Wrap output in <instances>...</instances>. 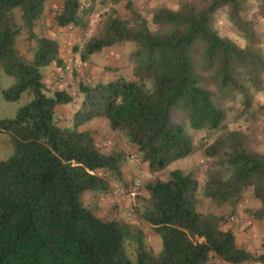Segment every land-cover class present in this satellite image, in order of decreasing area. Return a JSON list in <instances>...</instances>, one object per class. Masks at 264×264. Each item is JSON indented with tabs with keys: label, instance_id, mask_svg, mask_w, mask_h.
Masks as SVG:
<instances>
[{
	"label": "trees",
	"instance_id": "trees-1",
	"mask_svg": "<svg viewBox=\"0 0 264 264\" xmlns=\"http://www.w3.org/2000/svg\"><path fill=\"white\" fill-rule=\"evenodd\" d=\"M48 1L0 0V73L13 79L0 92L9 102L30 97L15 118L0 119V135L12 148L0 161V264H264V242L262 252L253 255L236 245L231 229L221 228L229 218L200 211L199 183L192 173L173 170L167 180L145 185L141 218L161 238L157 254L146 247L143 232L99 218L82 202L87 191H111L98 172L119 180L124 157L102 153L92 131L78 130L84 123L106 120L157 172L195 150L178 114L194 130L225 129L226 112L206 83L215 87L220 102L240 95L243 106L251 107L247 88L263 89L264 54L255 45L254 22L243 16L249 0H193L178 10L158 8L152 13L156 31L131 0H61L53 18L58 28L85 30L95 3L105 9L97 34L75 48L82 62L103 49L135 44L130 79L79 84L81 101L71 128L58 126L55 109L74 97L65 90L49 92L44 84V68L64 66L59 45L34 31ZM122 2L128 12L124 18L116 8ZM223 9L247 41L245 47L214 27V14ZM23 29L35 43L31 62L17 49ZM204 155L211 163L201 197L234 213L251 188L261 206L246 213L264 220V154L252 150L247 135L227 131L204 148ZM126 242L136 245L133 260Z\"/></svg>",
	"mask_w": 264,
	"mask_h": 264
},
{
	"label": "rangeland",
	"instance_id": "rangeland-1",
	"mask_svg": "<svg viewBox=\"0 0 264 264\" xmlns=\"http://www.w3.org/2000/svg\"><path fill=\"white\" fill-rule=\"evenodd\" d=\"M134 7L148 20L149 28L156 31L158 26L152 23V13L154 10L165 7L171 10H178L180 5L185 1L193 0H131ZM57 1L51 0V13L48 12L45 16H52L54 18L55 5ZM91 5V3H88ZM87 4V5H88ZM48 2L45 8H47ZM121 17H126L128 12L125 8V3L122 2L116 6ZM264 8V0H249L248 8L244 13V18L254 22V28L257 35L255 45L264 54V17L262 10ZM55 10V11H54ZM53 11V12H52ZM105 9L95 3L94 12L89 15V26L87 29H79L74 26H68L58 31L56 26L51 25L49 29H39L35 33L43 36H49L55 40L59 45L60 57L63 60V65H70L72 72L65 75L63 82L54 87L56 90H65L74 97L72 104V111H64L59 114L57 124L62 128L72 127L73 111L81 101L78 94V86L81 82L95 84L97 82H107L115 80L119 77L130 79L131 65L129 61V54L135 48L134 43H124L114 47L107 48L106 54H100L91 59V61L82 62L79 58L76 47L81 49L85 41L92 35L97 34L101 27L103 18L101 17ZM13 14L17 23L21 24V11L16 8ZM41 19L42 21L45 20ZM40 20V22H41ZM49 23L50 20H47ZM213 25L218 31L219 35L232 40L240 47H245L247 41L243 39L237 29L229 22L226 10H219L214 14ZM34 41L28 39L26 30H22L17 39V49L28 62H31L30 57L33 56ZM61 68V67H60ZM59 69V67H58ZM13 83V79L0 73V87L7 89ZM207 88L215 93V98L219 101L222 108L226 112L225 129L216 132H209L205 129L194 130L189 126L188 121L181 116L176 117V120L184 125L186 133L190 136L195 150L186 158L177 161L162 171H150L146 163L141 162V154L135 153L134 147L129 144L127 136L121 131H112L106 120L96 118L89 121L86 125L87 129L93 132L97 147L104 154L112 152H120L124 154L121 162V177L118 180L112 175L106 174L110 186L111 196L103 201L97 196L98 204L102 203L106 211L102 214L105 220H114L128 223L133 229L145 233L149 232V225L141 218V210L147 205L148 194L145 190V185L155 180L165 181L169 178V173L173 170H180L184 173H192L199 183L197 195L199 196V209L203 212H211L215 215L225 216L227 218L234 217L235 222H230L229 219L222 225L230 224L233 227H242L244 235L251 236V217L246 213V210H251V188H249L242 197V200L233 209L230 206H216L210 201L201 197L203 186L206 182V172L210 167L211 159L204 155V148L211 144L217 137L225 134L227 131L238 130L247 135L249 139V146L252 150L264 154V86L261 91H257L248 87L247 89L252 94L251 107L246 109L242 104V96L237 95L234 100H225L220 102L219 94L213 85L206 83ZM28 101L22 95L17 101H6L0 92V119H13L20 107L25 105ZM5 135H0V161L6 159L12 153L11 145L5 138ZM140 186L136 187L135 184ZM122 189L123 197H116L114 195L115 189ZM85 205V204H84ZM86 206V205H85ZM120 214H124L123 217ZM263 221V220H261ZM257 225L252 229V234L257 235V246L264 242V226L259 220ZM255 223V224H256ZM259 225V226H258ZM262 226V227H261ZM262 229L263 233L260 232ZM262 234V235H261ZM251 241V239H250ZM145 242V241H144ZM251 243V242H250ZM146 244V243H145ZM148 248V246L146 245ZM262 247V246H261ZM134 242H126L125 249L128 256L135 259ZM248 252V251H247ZM262 252V251H261ZM258 255V254H253ZM253 264V263H250Z\"/></svg>",
	"mask_w": 264,
	"mask_h": 264
},
{
	"label": "crops",
	"instance_id": "crops-1",
	"mask_svg": "<svg viewBox=\"0 0 264 264\" xmlns=\"http://www.w3.org/2000/svg\"><path fill=\"white\" fill-rule=\"evenodd\" d=\"M50 1L51 0L48 1V6L44 10V13H43V18L44 19H45V16L47 15V13L51 11L50 10L51 9V5H49V2ZM55 1H57V3H58V4H56L54 6L55 7L54 9L56 10L57 8H59L61 6V0H55ZM50 19H51V22L49 23L47 20H50ZM53 24H54L53 17L52 16H47L44 21L41 20V22L37 23L34 31L39 30V29H49V27L51 25H53ZM54 28H56L58 31H60V30L63 29V28H58V27H54ZM47 37L50 38L49 36H47ZM31 47L34 48L33 45ZM106 49H103L98 54L92 55L88 59V61H91V59H94V57H96L97 55L104 54V53L106 54L107 52H109V51H106ZM32 59H33V56L30 57V60H32ZM58 70H59L58 67L56 65H54V64H52V65H50V66H48V67H46V68L43 69L44 84H45V87H46L47 91H49V92L56 91V89L54 87L59 86V84L55 83V81H54V75L57 73ZM23 95L25 96V100L26 101H29L30 100V97H28L27 94H23ZM72 104L73 103L66 104V105H61V106L56 107V109H55L56 117H58L61 112L68 111V110H70V111L74 110ZM79 104H80V101L78 102V104L75 102V106L76 107H78ZM73 113H74V111H73ZM87 123H84L83 125L79 126L78 127V130L79 131H88L89 129H87V127H86ZM5 138L8 140L7 137H5ZM134 151H135V148H134ZM98 174L103 175L105 177V175L102 172H98ZM106 194H108V196H109L110 195V192H108V193H94V192H91V191H87V192H85L82 195V202H83V204H85L87 207H89L97 217L102 218V219L105 218V217H103L104 214H102V213H104L106 211V209L103 207V204L102 203H99L98 204L97 196L100 197V199L104 201L105 200L104 196ZM251 197H252V194H251ZM108 198L109 197H107L106 199H108ZM260 206H261L260 202L252 197L251 198V209H258ZM120 216L123 217L124 214H120ZM114 220L119 221L116 218H114ZM121 222H123V221H121ZM256 222H258V220H253L251 218V236L246 235V234L244 235V233L242 232L243 231L242 227H238V226L233 227L230 224H225L223 226V230L231 229L233 231V234L235 236L236 245L239 248H243V249H245L246 251H248L251 254H260L261 251H262L261 244L259 245V249L258 250L255 249L256 246H257V242L255 241L256 238H257V235L252 234V231H253L252 229L255 227V225H257ZM260 222L263 223L261 225L264 226V220L263 221H260ZM260 232L263 233L262 229L260 230ZM250 239H251V241H250ZM144 241L146 243L145 245L148 246V249H151L154 253L157 254V253H160L161 252V250H162V241H161V238L152 231L151 227L149 229V232L148 233H145V235H144ZM212 262H213L212 264H230V263H226V262H223V261H220V260H213ZM243 264H250V263H243Z\"/></svg>",
	"mask_w": 264,
	"mask_h": 264
},
{
	"label": "built area",
	"instance_id": "built-area-1",
	"mask_svg": "<svg viewBox=\"0 0 264 264\" xmlns=\"http://www.w3.org/2000/svg\"><path fill=\"white\" fill-rule=\"evenodd\" d=\"M82 47V46H81ZM72 72V68H71V66L70 65H64L62 68H60L58 71H57V73L54 75V81H55V83H57V84H61L62 82H63V80H64V78H65V75H67V74H70ZM135 186L136 187H139L140 186V184L137 182L136 184H135ZM114 195L116 196V197H123L124 196V192H123V190L122 189H119V188H117V189H115L114 190ZM110 197L111 196V193H110V195L108 196V194H106L105 196H104V198H107V197ZM229 221L230 222H235L236 221V219L234 218V217H231V218H229Z\"/></svg>",
	"mask_w": 264,
	"mask_h": 264
}]
</instances>
